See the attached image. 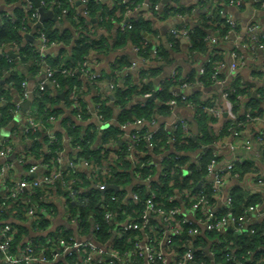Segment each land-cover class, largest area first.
<instances>
[{
    "label": "built area",
    "instance_id": "1",
    "mask_svg": "<svg viewBox=\"0 0 264 264\" xmlns=\"http://www.w3.org/2000/svg\"><path fill=\"white\" fill-rule=\"evenodd\" d=\"M245 1H251L256 7L261 8L264 11V0H227L221 8L220 13L224 12L226 6L238 7ZM80 2L83 4V14L88 15L87 0H80ZM131 3H134V1ZM150 5L151 4L149 3L148 7H152V10L154 11L153 13H150L151 15L158 18L169 16H165L161 13L163 11L157 2L153 3L151 6ZM202 6L207 7V12L203 13V15L205 17L211 16L215 1L210 0L208 5ZM62 9H66V7L64 6ZM148 11L150 12V10ZM194 11L193 8L190 13L186 15L181 12L172 14L176 16L178 22L175 27L171 29V34L174 37L182 36L186 38L189 43V50V32L190 27L193 26V24H190L187 21V25L183 22V19L189 20L186 19V17L193 16ZM30 18L34 21L38 19V12H30ZM223 18L225 19L224 22L228 25L226 32L222 33V35H218L210 30L206 36V39L213 43V49L205 54V60H203L202 64L198 67V78L204 73V64L210 61L211 55L214 53L222 54L224 51V48H222L223 46H221L222 43L229 37L230 32H236L238 29V23L235 20L227 16H223ZM99 19L101 20L100 16ZM22 27L24 28L25 26L23 25ZM123 27H130L129 21L125 22ZM245 30L246 35L228 52V56L230 55V70H234L245 64L247 57L242 53L244 51H255L257 49L263 54L264 45L261 42V39L264 38V29L255 21H246ZM38 40L40 42L38 45L39 59L44 63L47 55L45 50L48 45L46 43V38L41 31L39 32ZM131 48L132 52L137 56V59L134 58L131 62L133 65L137 61H144L146 59L137 54L139 51L138 45H134ZM158 52L159 47H151L153 57H155ZM190 52L193 53L191 50ZM8 58L12 59L11 57ZM223 67H225L223 59L212 66L213 73L211 75L213 80L211 83H221L220 70ZM80 68L87 72V70H85V60ZM56 71L60 73L69 72L66 67H44V70L39 72L42 74V78L36 83L35 88L33 89L28 88V78L21 80V95L19 97L16 96L15 100H13V112L20 111L21 114H23L24 124L21 127L20 133L17 134V137H9L0 134V159L2 160L0 163V215L4 212L7 215V218L0 219V264H203L200 262L201 260L195 261L197 260L195 250L197 251L198 248L194 247L192 244H185L183 246L184 250L172 246V240L181 233L183 225L188 226L187 232L193 237L202 236L201 233H210L213 231L222 232L228 228L239 232L249 231L250 233H253L255 231L253 227H248V224L250 223L249 219L252 213L264 217V207L261 202H255L244 206L242 205V210L239 213H236L233 210L232 190H230V192L225 193V203L222 209L214 210L203 186L208 185V188L213 194L219 193L223 183L228 177L232 178V180H239L242 176L248 174L242 170L241 166L244 162L256 163V160L250 161L239 157L227 162L223 167H217L215 151L212 152L213 157L209 163L206 164V173L199 182L200 186H198V190L191 193L190 196L188 195L190 193L189 190V192H186L183 196L184 203H182V205L188 206V208L195 212V216L192 218H186L183 215L185 207H181V205L177 206V204L167 207L165 203H155L151 198H147L145 203H140V206L138 205L137 202L140 200V197L136 192L132 191L133 185L136 184V186L139 187L143 185L149 190V188H151L150 184L152 180L150 179L152 174L146 176H142L141 173L138 172L133 174V180L135 179V183L131 186H127L128 197L133 200V203H122L123 197L119 198L117 193L113 192V189L101 191L106 184H111L108 183L107 178H115L111 168L115 161V154L113 151H111L110 156L101 164L94 165L91 163V160L88 161L82 157H77L76 152L78 151V145H71L75 152L73 157L65 164L61 163L60 151L57 153L52 164L44 162L42 156L39 155V157H37L39 162L30 164L22 176L16 179L14 172L10 169L12 163L8 159H11L9 158V155L15 148L17 140H20L22 135H24L29 129L35 130L39 128L42 129V135L46 136L48 144L53 145L57 142V137L54 135L57 131H51V125L56 121V116L49 114L46 119L42 120L41 113L33 104V95L36 92L43 91L46 88V84L51 85L54 89H60L58 79L53 76ZM255 72L258 73L255 74V76L261 75L264 78V62L263 66L256 69ZM89 75L92 79H95V81H101V79H99V74L94 73ZM174 76H176L181 83L170 90V97L166 102L170 106V109L182 104L189 106L196 114H198L199 110H202L217 119L221 117L223 112L221 107H218L216 104L207 105L203 104V102L196 103L193 100L192 95L182 92L184 87L191 84L188 76L181 77L177 70L172 71L170 74V77ZM198 78L196 79L197 82L202 85L203 83ZM109 82L111 89H114L115 83L111 81ZM247 86L249 87L250 85ZM75 88L76 87L70 91V99L72 100L73 108H76V111L72 115L73 118L71 121H73V123L69 124L78 125L81 121L92 116L96 119L97 126L101 127V124L104 123L105 120L102 119V114L96 103H94L93 110L90 112L89 116L86 118L81 116L82 108L78 104L77 90ZM262 94L264 95V92H262ZM220 97L224 101L229 102L227 91L222 89ZM237 97L240 98L238 94ZM27 99H29L30 102L27 108L24 111H21V103ZM228 104L232 106L231 102ZM244 116L248 123L257 122L258 120L264 122V116L251 115L249 111L245 112ZM234 118L235 116L232 117V119ZM128 124L135 126L134 129L130 130L127 137L132 143L131 147H133V145H136L139 140V134L137 132L140 131V127L146 125V122L143 118H137ZM177 126L184 131V134L190 135V126L182 119L173 121L168 129H173ZM1 127L3 126L0 125V128ZM153 132L154 130H149L143 134L144 139L147 142L146 148L149 151L153 148ZM62 133L61 143L63 139H65L71 144L72 138L64 133V131ZM100 134L101 132L99 133V136L95 138L96 143H93L94 147H97L100 144V142L98 143L100 140ZM232 134L238 136L239 134L241 135V131L233 129ZM170 139L172 140V138ZM20 141L31 144V139L29 138H26L25 141ZM243 144L245 146L255 144L257 147V152L255 153L256 157L263 156L264 125L251 137H244ZM199 145L201 146V144ZM44 146L45 148L43 149V152L48 151L47 146ZM159 154L160 160L162 161L165 154ZM179 156L178 153L173 154L174 158H178ZM29 158L32 157L25 155L23 150V152L17 156L16 162L22 164ZM12 159L15 160V158ZM140 165H142V163ZM79 166L84 167L86 171L80 170ZM66 168L84 172L89 178V183L85 187L81 185L73 186L72 181L64 177V170ZM36 170H41V173L38 176H33L32 173ZM250 173L253 174V183L264 188V171L258 172L256 170ZM56 182L59 183L60 188L66 192L67 199L55 193ZM37 186L42 188L48 187L47 189L52 188V190H54L55 195L60 201L59 204L63 209L65 221L61 222L66 228H68V230H65L67 232V237L64 235L59 238L53 236V232L62 231L60 229L52 231L49 225L50 220L53 217V214H51L53 207L45 208L39 203L33 202L27 205V207L25 205L24 215L21 220L11 214L10 208L13 206V202L18 200L19 194H24L27 191L31 193V190ZM117 187L119 190L123 186L117 185ZM23 188H25V190H23ZM89 188H95L101 192L111 190L108 194L109 200L116 204L114 207V205H112L113 203L97 199V203H94L92 206L95 209V214L98 211L100 212V220L91 209H86L84 214L87 213L86 218L90 224L88 227H84V220L83 217H81L80 209L86 208L89 205L88 203L90 199L93 197L86 193ZM125 196L124 200L126 199ZM151 196H154V193H152ZM28 199L29 198L26 197L25 201H28ZM172 199L173 198L170 197L168 200ZM44 200H47L48 204H52L49 203V200L46 197H44ZM21 201L24 202V200ZM186 201L187 203H185ZM67 204L74 206L75 210L71 212L67 207ZM40 214L43 216H40ZM42 219H46V227L36 229V226L32 224H38ZM18 223L27 228V233L22 238V246L16 251H13V239L15 237V229L13 225ZM103 234H106L107 237L102 238L101 235ZM216 242L221 241L217 240ZM223 250L226 251V256L235 262H240V259L245 257L233 253L227 246V242ZM211 258L214 261V251L212 248ZM255 264H261V261L259 260Z\"/></svg>",
    "mask_w": 264,
    "mask_h": 264
},
{
    "label": "trees",
    "instance_id": "2",
    "mask_svg": "<svg viewBox=\"0 0 264 264\" xmlns=\"http://www.w3.org/2000/svg\"><path fill=\"white\" fill-rule=\"evenodd\" d=\"M6 2H12L15 0H5ZM156 0H149V3L152 5ZM180 0H170L162 7L161 13L165 16L175 14L176 12H181L184 15L189 14L191 9L208 5L210 0H197L194 2H189L188 4L179 3ZM215 1V6L213 8V12L211 16L205 17L203 14L198 15L196 23L190 27L189 32V41H190V50L193 53L198 54H206L210 50L213 49V43L206 39L207 34L212 30L218 35H222L227 30L228 25L224 22L221 12V8L227 0H211ZM141 2V0H134L132 4L122 3L121 0H114V5L110 9L102 10L97 0H87V14L92 15L95 13H99L101 17V24L108 26L111 22V18L118 19L119 14H123L127 9H131L132 6ZM49 0H42V7H45V4H48ZM150 5V6H151ZM60 6H64V2L61 3ZM150 13L154 12L152 7H148ZM30 11L27 14L20 13L17 18L11 19L7 16H4L0 19V47L11 46L12 48L16 47L15 51H17V56L9 59L5 53H0V77L4 78L3 84H0V125L5 126L8 124L9 120L13 118V100H12V92L17 94V97L21 95V80L27 78L28 75L37 74L44 70V67L51 68H61L66 67L69 72L68 73H60L54 72L53 76L58 79L60 83V89L66 90V102L70 103L72 100L68 98V93L74 88L77 87L79 81L77 79V70H80L81 64L83 63L87 54L93 49H107L108 45L106 44V39L101 37L99 40H89V38L85 35V33H81L78 37L71 40L72 34L68 31H64L59 33L57 30L52 28L51 22L45 21L40 26H38L36 30L37 37L39 36V32H43L47 45L52 43H62L69 44L72 43L70 50L66 51L64 49H60V51L56 55L47 54L45 57V62L43 63L39 59L38 45L40 44L39 40L37 44L26 43L23 46H19V42L22 38V30L25 29L26 25L30 20ZM183 22L187 23V20L183 19ZM130 27H124L120 29L116 33L115 40L111 45L112 48H116L118 46L126 45V43H130L131 47L134 45L139 46L138 55L142 58H150L151 57V46L143 36L144 32L149 30V21L145 18V16L141 15L137 18L129 20ZM25 26L24 28L22 26ZM81 28L86 30L85 25H83L82 20L75 21L73 23V28ZM261 42L264 45V38L261 39ZM117 45V46H116ZM222 46V45H221ZM223 48V47H222ZM264 54V47H263ZM135 59L137 56L135 55ZM154 60H164L168 61V57L166 56V52L163 51L162 48H159V52ZM223 59V53L218 54L214 53L210 57V61L204 64V73L199 76L198 79L204 85H208L212 82V66L218 61ZM133 61V60H132ZM132 61H129L125 56H119L115 58L113 63H111V70L109 73V81L115 83V88L113 89V104L119 107V112L116 116V124L110 125L101 130L100 134V144L96 147L93 146L94 140L97 136V132L99 127L95 124L89 125H76L69 124L73 123L71 117H63L61 120V125L64 128L63 131L68 136L72 138L71 145H78V151L76 152L77 157H82L91 160V163L94 165L101 164L107 157L110 156L111 151L115 154L114 165H110L113 171V175L115 178H107L108 183H115L117 185L123 186L121 189L114 191L117 193L119 198L123 197L122 203H133V200L130 197L124 200V196L127 194L128 189L127 185L133 180V174L138 172L141 173L142 176L151 175L155 173V165L152 162V156L154 154L163 153L167 149H171V151L165 154L163 160L161 161V171L159 172V176L157 179L151 181V188L147 190L145 186H136L133 185L132 191L136 192L140 197V200L137 202L138 205L140 203H145L147 198H151L155 203H165L167 207L176 205L177 202L174 198L175 193H181L184 196L186 192L191 193L196 192L198 187L195 185L197 182L202 179L206 173V164L209 163L212 156V147L209 145L211 139L214 135H210L206 129V122L213 121L215 117L211 114L199 110L197 114V122H198V133L196 137L193 139L190 135L184 134V131L179 127H175L173 129H165L164 127H158L154 130L152 140L153 148L151 151L146 148V140L144 139L143 134L149 129L146 125L140 127V131L137 132L139 134V140L136 145L132 146L130 140L125 139L121 144L113 149L110 144L113 143L117 137L122 134V130L120 128L123 124H128L129 122H133L137 118H143L145 122H149L155 118L157 114H167L170 111V106L166 103L170 97V90L174 87H177L181 81L174 77H167L163 79L159 85V88L156 91L157 100L147 99L140 103H135L131 106H128L127 103L134 95H146L150 92L152 87L151 78L158 71L159 66L153 65V67L149 68H140L137 72L138 74V83L131 85L128 82L119 83L117 78L119 76V71L124 66H129ZM23 69L25 72H23ZM188 79L195 80L193 74H191ZM53 88L51 85L46 84V88L43 91L36 92L33 95V104L39 110L42 115V120L46 119L49 114L60 116L62 114V110L60 108H54L50 105L52 103V98L49 95L50 89ZM223 90L227 91L229 102H231L232 109H239V97L238 95H249L250 87L247 85H242L239 83H233L227 88ZM193 100L196 103L203 102V104L207 105H215V102L211 99L201 100L196 97V95H192ZM94 103L97 104L100 113L102 114V119L107 121L111 116V107L108 104V100L105 96H101L98 94L95 96ZM76 108L72 110L74 113ZM249 111L251 115H261L264 116V95L259 92L258 98H249L247 102H245L244 108L240 110L239 113H235V118H226L223 121L220 136L224 133H227L230 129H241L247 125L246 117L244 113ZM81 116L86 118L89 116V112L85 109H82ZM74 125V126H72ZM62 132H55L54 135L57 137V142L53 145L47 143L46 136L42 135V129H29L24 135L21 136L20 140L25 141L26 138L31 139V144L25 143L26 148L24 149V154L30 157H39L42 156V160L48 164H52L57 156V153L61 149V137ZM172 138V140L170 139ZM198 143L203 145L202 147V155L197 164H189L187 165V173L184 174L183 166L186 164L187 155L186 151L193 149ZM47 146L48 151L43 152L45 146ZM150 152V153H147ZM178 153L180 156L178 158H174L173 154ZM142 163V165H140ZM255 163L252 162H244L242 164V170L244 171H256L257 168L254 166ZM164 173V174H163ZM64 177L72 181L73 186H86L89 183V178L84 172L76 171L70 168H66L64 170ZM205 192L208 195L209 201H211L213 192L207 186H203ZM48 187H34L31 190L25 192L24 194H19L18 200L13 202V206L10 208V212L17 219H22L25 211V205H29L30 203H39L45 208H51L53 205L48 204L47 200H44L46 193L52 191V188L47 189ZM55 193L59 194V196L66 197V192L60 188L59 183H55ZM186 190V191H185ZM111 190H107L105 192H101L96 190L95 188H89L86 193L92 195L93 197L89 201V205L80 209L81 217H83V226L88 227L89 221L86 216L87 213L84 214L86 209H91L95 214V209L92 206L94 203H97L98 200H105L109 203H113L109 200V192ZM154 193V196L151 194ZM231 195L233 197V210L236 213H239L242 210V205H248L251 203L257 202L260 199L259 195L247 196L245 192L240 188L232 189ZM28 197V201H25V198ZM173 198L172 200H168L169 198ZM21 200H24L22 202ZM12 202V201H11ZM26 203V204H24ZM68 203V200H67ZM187 203V201L185 202ZM116 203H113L115 207ZM140 206V205H139ZM67 207L72 212L75 210V207L71 204H67ZM98 216L100 220V212H96L95 214ZM40 216H43L40 214ZM7 218L6 213H2L0 215V219ZM32 225L36 226V229L45 228L47 225L46 219H42L38 224L33 223ZM15 229V237L13 239V251H16L19 247L22 246L21 241L23 236L27 233V228L21 224H14ZM253 227L255 231L253 233L242 232L237 237V245L241 248L238 249L236 254L240 256L241 252L250 251L252 253L250 256L241 258L240 261H243V264H255L259 260L261 264H264V222L253 223L249 225V228ZM187 225H183L181 228V233L177 235L172 240V246L174 248H178L180 250H184V245L187 243L192 244L194 247L198 245V242L204 239L203 236L193 237L187 232ZM62 235L67 237V232L65 230L55 231L53 232L54 237H61ZM207 235L211 238H214L221 242H216L213 244L212 249L214 251V261L218 264H240V262H235L229 259L226 256L223 250L226 245L227 239L225 237L229 236L223 232H210ZM102 238H106L107 235H101ZM260 247V248H259ZM197 255V260H203L207 262V257L203 255L200 250H195Z\"/></svg>",
    "mask_w": 264,
    "mask_h": 264
},
{
    "label": "crops",
    "instance_id": "3",
    "mask_svg": "<svg viewBox=\"0 0 264 264\" xmlns=\"http://www.w3.org/2000/svg\"><path fill=\"white\" fill-rule=\"evenodd\" d=\"M98 4L100 5V8L102 10L110 9L114 5V0H97ZM134 0H121L122 3L129 4ZM141 3L135 4L130 10H126L123 12V14L118 15V19L111 18V22L108 26H105L101 24V20L99 19L100 14L95 13L92 15H85L83 14V4L80 2V0H49L48 4H45V7H43L44 10L50 9L53 12V16L45 19L42 23L45 21L51 22L52 28L57 30L59 33H62L64 31H68L72 34L71 40L78 37L81 33H85V35L89 38V40H99L101 37L106 39V44L108 45L107 49H93L91 50L87 56L85 57V70H77V79L79 81L77 87L75 88L77 90V100L78 104L82 109H85L89 112L93 110L94 107V99L95 96L100 94L101 96H105V98L108 100V104L111 107V116L107 121H104V125H101L99 127V130L97 132V136H99V133L101 132V129L106 128L110 125L116 124V116L119 112V107L113 104V89L109 86V73L111 70V63L115 60V58L119 56H125L129 59V61H132L135 58V54L132 52L131 44L128 42L126 45L118 46L116 48H112V44L115 40L116 33L123 29V24L131 19L137 18L141 15L145 16V18L149 21V30L147 32L143 33V36L148 40L151 47L156 46L159 48H162L164 52H166V56L168 57V61L159 60L156 61L153 59V55L151 53L150 58H146L144 61H137L134 65L131 63L129 66H124L119 71V76L117 78V81L119 83L122 82H128L131 85H134L138 83V74L140 68H149L153 67V65H158L159 69L156 71V74L151 78V89L150 92L146 95H134L129 102L127 103L128 106H131L135 103H140L142 101H145L147 99L151 100H157V94L156 91L159 88V85L161 81L167 77L170 76L172 71L177 70L181 77H189L191 74L194 75L195 80H191V84L184 87L182 89V92L187 93L189 95H196L197 98L204 100L211 98L215 104L218 107H221L223 112L221 114L220 118H215L213 121L206 122V129L210 135H214L211 139L209 145L212 147V151L216 152V166L217 167H223L226 165L227 162L231 161L235 158H243L247 160H256L255 165L257 168V171H264V154L263 156L256 157L255 153L257 152V147L255 144H251L249 146H245L243 144V139L246 136L251 137L255 132H257L259 129H261L264 125V122L262 120H258L257 122H251L247 123L242 129H241V135L234 136L232 134V130L230 129L227 133H223L220 136L221 127L223 124V121L226 118H231L235 116V113H239L240 110L244 108L245 102L249 100V98H258L259 92H264V78L261 75L255 72L256 69H259L263 66V54L260 50H249L244 51V55L247 57V60L244 65L237 67L234 70L229 69V61H230V55L228 56V52L234 48L236 43L239 40H242V38L246 35L245 30V22L247 21H255L259 23L261 28L264 29V11L261 8L256 7L251 1H245L241 6H226L224 12H222V16H227L232 18L238 23V29L236 32H230L229 37L222 43V46L224 48L223 51V60L225 62V67H223L220 70V84H213L210 83L208 85H200L197 82L198 78V67L202 64L205 55L204 54H198V53H191L189 50V43L186 38L182 36L174 37L171 34V29L175 27V25L178 22V19L175 15H169L165 18H158L154 15H151L148 11V4L149 0H141ZM170 0H156L155 2L158 3L159 7L162 9L163 5H165ZM197 0H180L179 3L181 4H188L189 2H194ZM64 2V6L66 9H62L64 6H60L61 3ZM132 4V3H131ZM146 6H145V5ZM246 4H249L252 8V13H246ZM39 5L42 7V0H39ZM193 16H187L186 19L190 24H195L198 15L206 13L207 7L204 6H197L194 8ZM37 11L38 8L35 5L33 1L30 0H15L12 2H6L5 0H0V19L4 16H7L11 19L17 18L20 13L27 14V12ZM262 11L261 14H257L256 12ZM226 12V13H225ZM39 14V13H38ZM82 20L83 25H85L86 30L78 27L73 28V23L78 20ZM37 21H35L31 18L26 25L25 29L22 30V38L19 42V46H23L26 43L31 44H37L38 43V37L36 35V30L38 28ZM41 23V24H42ZM40 26V25H39ZM26 35L32 37L35 42H32L26 37ZM72 43L69 44H62V43H52L48 45L46 48V54L50 55H56L60 49H64L66 51L70 50ZM117 46V45H116ZM1 52L5 53L7 55L6 51L11 50L15 51L16 47L12 48L11 46H4L0 47ZM240 50V49H239ZM23 72L25 70L23 69ZM99 74V79H101L100 82L95 79H92L89 74ZM28 88L33 89L35 88L36 83L42 78L41 73L28 75ZM0 84H3L4 78L0 77ZM239 83L242 85H250L249 95L243 96L239 95V106L237 110L232 109V106H230L228 101H224L220 97V92L222 89L229 87L233 83ZM252 85V86H251ZM155 92V96L152 98V93ZM66 90L64 89H54L51 88L49 91V95L52 98V103L50 105L54 108H60L62 110V114L60 116L56 117V121L53 122L51 125V131H59L63 132V127L61 125V120L63 117H72L73 115V103H67L66 102ZM17 96L16 93L12 92V100H15V97ZM70 97V92L68 93V98ZM70 100V98H69ZM8 122L7 125L10 126V133L5 136L9 137H17V134L20 133L21 127L24 124V118L23 114H21L20 111L15 112ZM15 117H18V119L15 121ZM170 117V118H169ZM168 118V119H167ZM93 119H95L92 116H89L87 119L80 122V125H89V124H95L97 125V122H93ZM182 119L187 122V124L192 126L193 122H196L197 126L199 125L197 122V114L193 109H191L189 106L179 104L175 106L173 109H170L169 113L167 114H157L155 118L149 122H146V126L149 130H155L158 127H164L165 129H168L170 125L175 120ZM96 120V119H95ZM84 122V124L82 123ZM108 122H114L108 125ZM134 125L131 124H123L120 126L121 130L123 131L122 134L117 137V139L110 144L111 148L115 149L117 148L123 140H125L128 137V134L131 129H134ZM101 128V129H100ZM62 130V131H61ZM192 135L190 131V136ZM96 136V138H97ZM192 138V136H191ZM96 143V140H94ZM100 140L98 141V143ZM26 144L21 142L20 140H17V143L15 145V148L13 149L12 153L9 155L8 159L11 161V167L10 169L14 172V175L16 176V179L18 177L22 176L26 168L33 163H38V158H29L25 163L19 164L16 162L17 156L23 152V150L26 148ZM201 146H195L193 149H190L185 152L187 155V161L186 164L183 166V172L184 174L187 173V165L189 164H197L200 160V155L202 152ZM171 151V149H167L163 154H167ZM74 149L71 146L70 143H68L65 139H63L61 143V149H60V159L61 163L65 164L69 159L73 157ZM150 153V152H147ZM162 154V155H163ZM160 154H154L151 158L152 162L154 163L156 169L155 173L152 174V177L150 180H155L159 176V172L161 171V160H160ZM12 158H15L12 159ZM2 160L0 159V163ZM250 164H252L250 162ZM80 170H85L84 167H80ZM86 171V170H85ZM251 170L245 171L244 176H242L239 180L228 177L227 180L223 183L222 188L219 193H215L212 196L211 203L212 208L214 210H220L224 206L225 203V193L230 192V190L234 188H240L242 189L247 196H254L259 195L260 199L257 200V202H261L264 207V188L260 185H255L252 181L253 174L250 173ZM41 173V170H36L33 174V176H38ZM250 173V174H249ZM201 179L197 182L195 187L199 185V182ZM135 183V179L130 182L127 186H131ZM200 186V185H199ZM1 188V185H0ZM24 193V192H23ZM49 203L53 204V210L51 211V214H53V217L50 220V227L53 230H68L62 224L61 221H65L64 215H63V209L60 206V201L58 197L55 195L54 190H52L49 193H46L45 196ZM128 192L125 196L127 199ZM174 198L177 202V206L181 205L184 206L183 215L186 218H192L195 216V212H193L192 209L188 208V206L182 205L184 203V198L181 193H175ZM12 217V216H10ZM250 223L255 224L259 222H264V217L262 215H256L255 213H252L250 216ZM67 222V221H66ZM236 230H232L228 228L225 231H222L223 233H226V235L229 236L225 237L227 239V246L231 249L233 253L240 252L241 248L237 245V237L242 232H239L238 234H234ZM201 235L204 237L201 241L198 242V245L196 246L198 250H200L205 257H207V262L201 260L203 264H218L211 258V248L213 244L215 243L216 239L211 238L207 235V233H201ZM264 247V246H262ZM260 248V247H259ZM206 249V250H204ZM252 253L250 251L241 252L240 255H243L247 258V256H250Z\"/></svg>",
    "mask_w": 264,
    "mask_h": 264
},
{
    "label": "water",
    "instance_id": "4",
    "mask_svg": "<svg viewBox=\"0 0 264 264\" xmlns=\"http://www.w3.org/2000/svg\"><path fill=\"white\" fill-rule=\"evenodd\" d=\"M30 1H33V2L35 3V5L37 6V8H38V13H39V14H38L37 26L41 25V23H42L45 19H47V18L53 16V12H52L50 9L44 10L43 7H41V6L39 5V0H30ZM164 1H165V0H164ZM263 24H264V22H263ZM26 37H28V39H29L30 41L35 42V40H34L32 37H30V36H28V35H26ZM0 50H1V49H0ZM1 51H2V50H1ZM1 51H0V52H1ZM6 53H7V56H8V57H11V58H14L15 56H17L16 52L11 51V50L6 51ZM0 82H2V80H0ZM151 96H152V98H153V97L155 96V92H153ZM111 98H113V97L111 96ZM29 102H30V100L27 99V100H25V101H23V102L21 103V107H20V108H21V111H24V110L27 108ZM111 123H114V122H108V125H110ZM7 126L10 127L9 125H7ZM190 130H191V133H192V138L194 139V138L196 137L197 133H198V126H197L196 122H193V123H192V126H191ZM198 146H200L199 143H198ZM91 186H92V185H91ZM198 186H199V185H197V187H198ZM106 189L118 190V187H117V185H115V184H106L105 187L101 189V191H104V190H106ZM23 190H25V188H23ZM238 233H239V231H235V232H234L235 235L238 234Z\"/></svg>",
    "mask_w": 264,
    "mask_h": 264
},
{
    "label": "rangeland",
    "instance_id": "5",
    "mask_svg": "<svg viewBox=\"0 0 264 264\" xmlns=\"http://www.w3.org/2000/svg\"><path fill=\"white\" fill-rule=\"evenodd\" d=\"M246 13L248 14V13H252L253 11H252V8H251V6L249 5V4H246ZM257 14H261L262 15V11H258V12H256ZM170 118V117H169ZM18 119V117H15V121ZM168 119V118H167ZM93 122H97L95 119H93ZM83 124H84V122H82ZM101 124V123H100ZM101 125H104V124H101ZM10 133V127H8V126H3V127H1L0 128V134H2V135H8Z\"/></svg>",
    "mask_w": 264,
    "mask_h": 264
},
{
    "label": "clouds",
    "instance_id": "6",
    "mask_svg": "<svg viewBox=\"0 0 264 264\" xmlns=\"http://www.w3.org/2000/svg\"><path fill=\"white\" fill-rule=\"evenodd\" d=\"M240 264H243V261H240Z\"/></svg>",
    "mask_w": 264,
    "mask_h": 264
}]
</instances>
